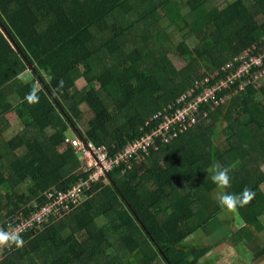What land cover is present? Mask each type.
<instances>
[{
  "label": "trees",
  "instance_id": "obj_1",
  "mask_svg": "<svg viewBox=\"0 0 264 264\" xmlns=\"http://www.w3.org/2000/svg\"><path fill=\"white\" fill-rule=\"evenodd\" d=\"M181 28L196 39L194 49L186 37L175 47L172 33ZM263 40L264 0H0V228L20 212L31 216L46 191L67 190L78 179L73 172H82L85 159L69 143L70 130L98 146L119 148L142 135L146 119L165 109L171 113L187 92L193 98L203 93L197 82L215 73L207 84L212 87L236 74L247 51L264 49ZM174 48L190 61L180 72L168 57ZM27 72L34 79L27 80ZM81 80L87 87L79 91ZM242 82L218 93L233 95L237 107L200 106L196 127L169 143L159 139V150L134 171L114 170L110 183L104 178L94 185L71 218L31 227L21 235L22 247L1 253L0 259L9 255L0 264H196L213 245L191 249L185 240L208 222L200 225L193 216L203 194L217 188L207 171L213 161L231 168L227 193L245 187L255 192L234 212L244 226L228 236L232 245L244 244L243 251L253 249L264 232V171L256 165L264 155V75L235 95ZM32 87L40 99L30 105L22 101ZM255 87L261 100L250 103ZM9 114L20 126L10 139ZM224 120L226 143L248 146L256 159L248 179L232 174L230 147L221 149L211 139ZM21 147L27 152L19 157ZM214 203L209 198L208 220L220 208Z\"/></svg>",
  "mask_w": 264,
  "mask_h": 264
},
{
  "label": "built area",
  "instance_id": "obj_2",
  "mask_svg": "<svg viewBox=\"0 0 264 264\" xmlns=\"http://www.w3.org/2000/svg\"><path fill=\"white\" fill-rule=\"evenodd\" d=\"M264 41V40H263ZM253 53L255 49L252 50ZM252 51H247L242 57L243 64L233 76L225 81L217 82L216 85L209 87L207 84L212 81L209 77L204 78L202 82L196 83V88H203V93L192 97L193 91L187 92L182 97L178 98L171 106V113L168 110H162L154 116L145 120L141 125L142 135L134 140L128 141L117 149L112 147L113 151L107 145H96L88 137H80L73 135L68 137V141L72 144L85 159V165L81 175V170H78V179L67 190L52 188L46 191L43 195L44 200L37 207L36 211L29 216H23L21 212L16 218L7 224L5 230H17L20 235L26 233L31 227H42L44 225L64 221L69 218V215L86 200L90 195L88 191L93 189L97 183L103 182V179H108L109 174L114 170H120L125 173L127 170H132L138 165L147 162L152 156V151H158V140L162 139L165 143L175 140L181 134L196 127L200 122V106L218 105L222 102L218 93L230 88L235 80L243 82L236 90V93L243 92L242 88L245 84L259 81L264 75V58L261 56L264 49L258 54H251ZM231 65V64H230ZM228 65L226 69L232 67ZM256 70L254 73L252 71ZM262 75L256 78L257 74ZM238 74V75H237ZM237 76V77H236ZM215 79V78H213ZM241 89V90H240ZM169 108V107H168ZM206 116L207 113L203 112ZM156 121L151 132H148L147 127L151 126ZM2 250V249H0ZM0 256L1 253H0Z\"/></svg>",
  "mask_w": 264,
  "mask_h": 264
},
{
  "label": "rangeland",
  "instance_id": "obj_3",
  "mask_svg": "<svg viewBox=\"0 0 264 264\" xmlns=\"http://www.w3.org/2000/svg\"><path fill=\"white\" fill-rule=\"evenodd\" d=\"M216 4H223L225 1L227 2H233L234 0H214ZM184 24H181V27L183 28ZM177 29V32H173V39H174V43H175V47L178 43H180V41H183L184 38L186 37L185 41L188 42L189 47H192L194 49V47H196L195 45L197 44L196 39H194V37L192 35L187 34V29L184 30ZM253 50V49H252ZM264 58V51L263 54L261 55ZM170 61L172 62V64L174 65L175 69L177 72L183 71L186 67H188V65L190 64V61H186L182 58V56L175 50L170 52L168 55ZM30 72V71H28ZM26 73L25 78H27V80H32L34 79L31 73ZM200 74H204V70H200L199 72ZM239 73V70H238ZM31 77H30V76ZM217 74L214 73V75L212 74L209 78L213 79L216 77ZM238 75V74H237ZM261 74H257L256 78H254V80L258 79ZM237 77V76H236ZM248 84V83H247ZM247 84H245L242 88L245 87V89H243V91L246 90L247 88ZM38 84L36 83V86ZM85 87H87V84L84 82V80H81L79 82V91L83 90ZM258 87H255V91L254 94L253 92H249L247 97V100L249 99V102H253V103H258L261 100V97L259 95ZM241 90V89H240ZM237 93L235 92V95ZM235 98V97H234ZM233 95L232 96H228L226 98H222V102L221 104H225L227 103V107H225L226 109H228L229 107L234 108L238 106V102H234L231 105V102L234 101ZM218 107V105H213L211 106V108H215ZM89 107L83 106V109H85V112L88 111ZM257 113H260L261 110L260 109H255L254 110ZM6 120H8V128H12L10 129V131L7 134V137L12 138L14 135L18 134V132L20 131V126H19V120L18 117L15 114H9L6 116ZM4 122L0 123V128L4 127ZM228 126V122L227 120H224L220 125H216V127H214L211 131V139L214 140V144L215 146L219 147V148H223L224 146H229L230 149L232 150V152L234 153L233 155H235V159L234 161L236 163H239L240 166L237 165H232V174L234 173V175L239 179L246 177V179H248V176L250 175L249 170L252 166L249 164L250 163V155H249V147L247 146L246 149L244 148H238L239 144H235L234 141H232L233 139H229L230 143L227 142V139L225 138V129ZM207 131V129H206ZM207 133V132H206ZM215 133V137H213ZM74 134V131L72 129V131L70 130L68 133V136L71 137ZM206 135V134H205ZM247 136H243L242 138H246ZM249 144V143H248ZM235 151V152H234ZM25 152H27V148L25 147H21L20 149H18L16 151V154L21 157L25 154ZM253 154V153H252ZM255 155V154H254ZM256 161V159H255ZM235 164V163H234ZM252 164V162H251ZM258 167L261 169V171H264V165H258ZM209 168H207V171L209 173H211L209 171ZM236 168H238V171H236ZM77 172H80L78 170H74L73 174H77ZM252 174L254 175V172H252ZM245 176V177H244ZM110 182L108 179L105 180V185H108ZM263 181L259 184V188L261 190L264 191V185H262ZM28 183L24 182L21 185L22 191L27 192V188H28ZM151 189H153L155 186L154 184L150 185ZM102 190V188L100 189V191ZM99 191V190H98ZM220 191H225V189H214L213 191L209 192L208 194H203V197L200 198L199 205L197 206L198 208V214L196 216H193V219H198L199 220V224L201 225L200 221H208L205 225H201L199 227V229L192 233V235L190 237H188L185 240V243H187L188 245L191 246L192 249H199V247H201L200 245H204V243L206 244H214V247L212 249H210L207 253L204 254L203 258H211L210 263L209 264H264V232L262 233V238L259 239L260 242L256 243L255 246H253V249H250V251L245 252L243 250H245L246 246L244 244H242L243 246H239V245H232V243H229V238L228 236H230V234L232 233V231L234 229H239L241 226H244V224L242 223V219L238 216L235 215L234 212H228L226 210H222L221 208H219L218 213L215 214L213 217H211L209 220V214L212 211V208H210L209 205V198L214 199L215 203L214 206L218 204L217 202V195L219 194ZM259 198V197H258ZM260 200V198H259ZM202 201V202H201ZM201 202V203H200ZM255 209V208H252ZM195 210V208H194ZM76 213V210H74L69 217L71 218V216H73ZM262 221H263V226H264V214L262 215ZM61 222V221H59ZM57 223V222H54ZM54 223H50L47 224L44 228L51 226ZM2 225H0L1 227ZM213 232H212V231ZM231 232V233H230ZM259 236V235H258ZM261 236V235H260ZM115 237H112L111 240H114ZM118 239V238H117ZM115 239V240H117ZM193 245V246H192ZM252 245V243L250 244ZM9 247H5L2 250H0V253H2L4 250H7ZM9 255L7 253H4V256L0 259V262L6 259V256ZM195 258V256L193 255L192 258ZM203 263V259L198 258V262L196 264H202Z\"/></svg>",
  "mask_w": 264,
  "mask_h": 264
},
{
  "label": "clouds",
  "instance_id": "obj_4",
  "mask_svg": "<svg viewBox=\"0 0 264 264\" xmlns=\"http://www.w3.org/2000/svg\"><path fill=\"white\" fill-rule=\"evenodd\" d=\"M17 78L24 79L20 76ZM38 92L39 89L37 87H32L29 92L25 94L22 102H27L30 105L38 103L40 99ZM209 171L212 173L210 177L211 181L217 186L218 189L222 190L230 186V167H221L219 162L213 161V163L210 165ZM254 197L255 192L245 187L239 194L220 191L216 199L218 206L222 210H226L228 212H237L238 208L248 205L254 199ZM23 244L24 240L22 239L19 231L15 229L5 230L0 228V249L11 246L19 248L22 247Z\"/></svg>",
  "mask_w": 264,
  "mask_h": 264
},
{
  "label": "crops",
  "instance_id": "obj_5",
  "mask_svg": "<svg viewBox=\"0 0 264 264\" xmlns=\"http://www.w3.org/2000/svg\"><path fill=\"white\" fill-rule=\"evenodd\" d=\"M25 75H26V74H25ZM201 123H202V122H201ZM122 146H123V145H122ZM122 146L119 147V148H116V150L122 148ZM112 147H113V146H112ZM111 150L113 151L112 148H111ZM149 159H150V158H149ZM261 160H262L261 162H259L258 160L256 161V165H257V166H258V165H261V164L264 165V155H263V154L261 155ZM148 161H149V160H148ZM148 161H147V162H148ZM251 162H252V164H251ZM254 162H255L254 160L250 159V163H249V164L252 166V165H254ZM234 163H235L237 166H240L239 163H236L235 161L233 162V164H234ZM135 169H137V167H135V168L132 169V170H127L125 173H122L121 171H120V172H121V175H126V174H128L129 172L134 171ZM260 170H261V169H260ZM263 185H264V184H263ZM211 231H212V230H211ZM212 232H213V231H212ZM191 235H192V234H191ZM191 235H190V236H191ZM190 236H189V237H190ZM212 245H213V247H214V244H206V243H204V245H200V246L202 247V246H212ZM189 246H190V245H189ZM192 246H193V245H192ZM213 247H212V248H213ZM212 248H211V249H212ZM191 249H192V248H191ZM209 259H211V258H209V257H208V258H206V257L203 258V260L208 261V264L210 263V260H209Z\"/></svg>",
  "mask_w": 264,
  "mask_h": 264
}]
</instances>
